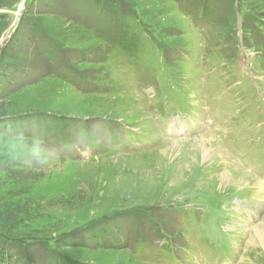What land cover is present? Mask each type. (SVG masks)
Instances as JSON below:
<instances>
[{
  "label": "rangeland",
  "instance_id": "rangeland-1",
  "mask_svg": "<svg viewBox=\"0 0 264 264\" xmlns=\"http://www.w3.org/2000/svg\"><path fill=\"white\" fill-rule=\"evenodd\" d=\"M1 118L0 264H264V0H0Z\"/></svg>",
  "mask_w": 264,
  "mask_h": 264
},
{
  "label": "bare ground",
  "instance_id": "bare-ground-1",
  "mask_svg": "<svg viewBox=\"0 0 264 264\" xmlns=\"http://www.w3.org/2000/svg\"><path fill=\"white\" fill-rule=\"evenodd\" d=\"M208 143L209 142H207V146H208ZM202 144L204 145L203 142H202ZM204 147H205V145H204ZM207 155L209 156V154H207ZM209 158L211 160L208 159V161L212 162L213 158H211L210 156H209ZM219 181H221L222 183L234 182L233 179L230 177V175L228 173H226V172L221 173ZM261 190H262V192H264V187H262ZM256 243H258L259 247L262 249V252L264 253V225H259L257 228H255V230L252 233V239L249 240V245L251 247V246H254V244H256Z\"/></svg>",
  "mask_w": 264,
  "mask_h": 264
},
{
  "label": "trees",
  "instance_id": "trees-1",
  "mask_svg": "<svg viewBox=\"0 0 264 264\" xmlns=\"http://www.w3.org/2000/svg\"><path fill=\"white\" fill-rule=\"evenodd\" d=\"M12 125H14V123L12 122V120H7V119H4V118H1L0 119V127L3 130H6L8 128H11ZM11 259H12V257L9 255V253H6L4 251H1L0 252V263H3L5 261L10 262Z\"/></svg>",
  "mask_w": 264,
  "mask_h": 264
}]
</instances>
